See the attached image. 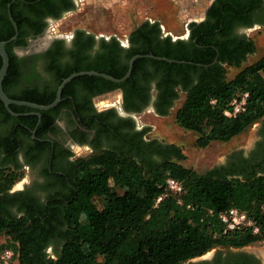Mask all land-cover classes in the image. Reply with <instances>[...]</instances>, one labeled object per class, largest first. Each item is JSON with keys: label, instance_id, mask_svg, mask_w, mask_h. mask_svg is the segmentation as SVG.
I'll list each match as a JSON object with an SVG mask.
<instances>
[{"label": "trees", "instance_id": "16d2710c", "mask_svg": "<svg viewBox=\"0 0 264 264\" xmlns=\"http://www.w3.org/2000/svg\"><path fill=\"white\" fill-rule=\"evenodd\" d=\"M10 1L0 0V41L13 36L6 14ZM56 1L10 3L9 14L17 35L15 41L5 46L8 66L1 88L8 99L48 105L54 99L56 87L72 73L92 71L120 79L131 57L152 55L191 65L136 59L129 77L122 83L113 84L92 76L77 77L64 86L60 99L70 96L72 86L77 84L93 94L120 92L127 109L134 98L144 97L145 85L152 84L158 99L156 112L164 115L180 92L184 98L174 113V122L182 130L196 134L195 147L199 149L212 142H228L264 117V54L226 80L225 68L238 67L253 48L247 42L249 48L243 49L240 57L235 49L222 51L220 44L210 38L212 31L224 32L222 0L209 10L208 15L215 17L214 23L204 20L186 25L190 31L187 41L158 39L160 28L156 22L135 25L122 57L119 53L122 49L114 38L95 43L91 35L84 38L82 31H76L72 46L98 48L93 63H84L77 57L69 66L60 68L51 62L46 70L51 74L52 85L13 93L24 60L18 59L12 50L23 48L27 35L41 31L36 18L50 12ZM236 7L231 2L224 10L235 12ZM24 78L38 77L32 73ZM243 93L247 97L241 110L224 116V111L231 110L230 101ZM62 106L63 103H58L49 111L39 112L46 126L37 127L36 139L42 138L50 122L43 120ZM67 106L72 109V104ZM9 110L15 114L35 112L14 105ZM0 115L12 119L1 102ZM84 125L90 126L86 121ZM98 125L105 134L119 136L118 128ZM123 140L127 144L124 148L113 147L78 158L71 174L72 196L50 206L51 211L42 205V210L32 211L22 206L19 217L8 215L3 205L11 199L5 196L19 174L0 167V236L10 240L17 264H183L216 247L241 248L264 241V172L255 171L260 163L249 167L245 161L241 164L236 161L228 167L196 173L179 164L184 156L173 145L155 140L141 142L136 136ZM152 155L157 159H152ZM167 178L180 183L178 195L166 191ZM229 208L245 213L257 233L247 228L224 231L217 215ZM55 239L59 245L51 258L44 251Z\"/></svg>", "mask_w": 264, "mask_h": 264}, {"label": "flooded vegetation", "instance_id": "af4514ba", "mask_svg": "<svg viewBox=\"0 0 264 264\" xmlns=\"http://www.w3.org/2000/svg\"><path fill=\"white\" fill-rule=\"evenodd\" d=\"M218 1L208 0L202 18L194 23H200L204 20L209 24L214 23L215 17H211V14L208 15V13L211 6L216 5ZM222 1V28L224 32L212 31L210 38L220 44L222 51L229 48L235 49L238 51L236 55L241 57L242 50L249 48L247 42H250L253 48L252 40L246 35V31L264 29V0ZM231 2H235L237 5L235 12L224 10V7ZM75 4V0H58L54 2L50 12L40 14L38 15L40 17L36 18L41 31L38 34L27 35L23 48H13L14 55L18 59L24 60L19 69L20 78L12 87L13 93H20L34 87L52 85L51 74L46 70L47 64L51 62L63 68L72 64L77 57H80L87 64L95 61V53L98 50L96 46L83 49L72 46L76 38V31L82 30H75L68 36L63 37L44 36L47 26L64 14L72 12ZM247 7L252 8L247 10ZM133 29H135V26ZM132 30L128 33L124 42L114 38L122 49V51H119L121 57L123 56V50L128 47V36ZM82 32L84 38L91 35ZM189 34L190 31L186 29L182 38H171L169 35L160 32L158 39L169 37L171 42L177 40L187 41ZM92 37L95 43L99 39L104 41L110 39ZM56 41H60V45L56 46L54 44ZM251 54H245L244 60L246 56ZM213 61L211 64H214ZM32 73L36 74L38 78L34 80L24 78ZM145 88L144 97L141 99L139 97L134 98L126 109L123 106V97L120 92L93 94L90 91L83 90L81 86L76 84L72 86L70 96L60 99L59 103H63L64 106L54 115H47L46 119L43 120L47 123L50 120V122L40 139L35 138L36 129L40 124L44 126L46 124L42 122V115L39 114V117L31 115L36 111L14 116L9 115L12 119H6L5 115H0V167L13 170L16 174H19L18 185L13 184L6 193L5 197L11 199V201L3 205L5 212L10 216L19 217L22 206H24L22 209L32 211V209L42 210L41 205L51 211L50 206L58 205V202L72 196V188H70L71 174L73 163L78 158L88 157L113 147L124 148L127 144L123 138L129 139L136 136L141 142H147L149 139L145 138L146 131L137 126L135 115H139L142 111L148 109L156 115L159 114L156 112L158 99L153 90V85L146 84ZM109 93L119 94L120 100L117 107L107 106L100 101L104 95ZM70 104H72V109L67 106ZM84 121L89 122L90 126L86 127ZM94 121L96 124H94ZM99 123L107 127L118 128L119 136L105 134L98 125ZM142 131H145V133L140 135ZM256 131L259 141L255 145L254 158L245 161L249 167L260 163V168L255 170L258 173L261 169L264 172V118L259 122ZM83 152H87V154L82 155ZM152 159L156 160L157 157L152 155ZM237 162L241 164L243 160L239 159ZM48 201L52 203L49 205ZM58 245L59 241L57 239L51 240L47 248L54 252ZM245 247H216L212 249L210 254H206L208 251L204 255L183 264H264L263 249L261 251H247L244 249Z\"/></svg>", "mask_w": 264, "mask_h": 264}, {"label": "rangeland", "instance_id": "374dc122", "mask_svg": "<svg viewBox=\"0 0 264 264\" xmlns=\"http://www.w3.org/2000/svg\"><path fill=\"white\" fill-rule=\"evenodd\" d=\"M186 1L192 7V13L190 9L191 15L184 18L185 21L195 19L194 22H198L202 18L208 0ZM169 2L170 0H75L74 10L51 22L47 26L44 36L63 37L75 30H82L96 38H115L124 42L135 25L148 22V20L153 23L154 14L162 13L168 18L171 13L169 6L171 2ZM185 21L177 24L168 22L169 24H162V26L159 24L160 32L169 35L171 38H182L187 29V23L191 22V20L186 23ZM246 35L252 40L253 52L246 56L238 67L225 68L226 80H230L239 70L253 64L264 54V29L246 31ZM119 97L118 93H109L104 95L100 101L107 106L117 107ZM183 98V94L179 92L177 99L173 101L164 115H156L150 109L135 115L137 126L146 131V139L177 147L184 156L179 164L196 173L228 167L229 164L239 161V159L245 161L254 158L255 145L259 141L256 129L264 117L228 142H212L199 149L195 147L196 134L182 130L174 122V113L182 103ZM85 154L87 152L82 153V155ZM18 183L19 180L14 185L16 186ZM10 246V240L6 236H0V251L3 249L12 250ZM244 249L247 251L264 250V241L249 244ZM211 251L206 254H210ZM54 252H51L50 248L46 249V255L51 258L55 256ZM7 264H17V261L13 258Z\"/></svg>", "mask_w": 264, "mask_h": 264}, {"label": "water", "instance_id": "95a60500", "mask_svg": "<svg viewBox=\"0 0 264 264\" xmlns=\"http://www.w3.org/2000/svg\"><path fill=\"white\" fill-rule=\"evenodd\" d=\"M15 0H11V2H13ZM10 3L7 4L6 6V14H7V19L10 22L12 29H13V36L10 37L7 41H0V102L3 106V108L5 109V111L9 114V115H17L15 113H12L9 110V106L14 105V106H19V107H26L29 108L31 110L36 111L35 113H32L31 115H36L37 117H39V113L38 112H44V111H48L51 110L53 108H55L57 106V104L60 102V94L62 89L64 88V86L66 84H68L71 80L77 78V77H81V76H92V77H98L101 78L103 80L109 81L113 84H120L123 81H125L131 72L132 69V64L136 59H140V58H144V59H149V60H154V61H158V62H164L167 64H187V65H191V63L189 62H182V61H174V60H169L166 58H161V57H153L152 55H142V56H133L131 57L128 62H127V70L125 72V74L120 78V79H115L112 78L106 74H101V73H96V72H92V71H88V72H79V73H72L70 74L68 77L62 79V81L59 83V85L56 87L55 90V96L54 99L51 103H49L48 105H36L33 103H28V102H22V101H14L11 99H8L6 97V95L3 93L2 88H1V83L2 80L5 76L6 70H7V66H8V58L5 52V46L7 44H9L10 42L15 41L16 39V35H17V28L15 23L13 22L12 18L10 17L9 14V6ZM215 62V60L213 61V63ZM196 66H200V65H196ZM206 67V66H203Z\"/></svg>", "mask_w": 264, "mask_h": 264}, {"label": "built area", "instance_id": "2783aa9c", "mask_svg": "<svg viewBox=\"0 0 264 264\" xmlns=\"http://www.w3.org/2000/svg\"><path fill=\"white\" fill-rule=\"evenodd\" d=\"M187 22H189V19ZM246 97L247 94L243 93L239 97L233 98L229 103V107L231 108V110L224 111L223 115L230 116L238 113L244 105ZM165 189L170 194L178 195L181 192V185L178 181L167 178L165 180ZM158 200L159 198L155 202H158ZM217 218L222 224L224 231L226 232H233L240 228H247L250 229L251 233H257V228L254 226L251 220L246 217L245 213L235 208H229L225 211L220 212L217 215ZM13 258H15V256L13 255L11 250L3 249L0 251V264H7V262Z\"/></svg>", "mask_w": 264, "mask_h": 264}, {"label": "crops", "instance_id": "0c3cea01", "mask_svg": "<svg viewBox=\"0 0 264 264\" xmlns=\"http://www.w3.org/2000/svg\"><path fill=\"white\" fill-rule=\"evenodd\" d=\"M170 2H169L170 3L169 6L171 9V13L169 14L170 16L168 18H166V15H164L162 13L161 14H154L153 15V18H154L153 22L160 24V26H162V24L166 25L169 23L177 24V23H182L183 20L185 21L184 18L191 15L192 7L187 4L186 0H170ZM190 9H191V13H190ZM187 11H189V12H187ZM190 20H191V22L196 21L195 19H189V21ZM187 21H188V19L185 21V23ZM148 22H150V20H148Z\"/></svg>", "mask_w": 264, "mask_h": 264}]
</instances>
